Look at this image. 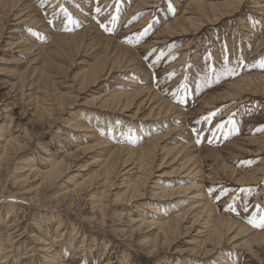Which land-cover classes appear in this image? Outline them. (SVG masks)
Returning <instances> with one entry per match:
<instances>
[{
	"label": "rangeland",
	"instance_id": "1",
	"mask_svg": "<svg viewBox=\"0 0 264 264\" xmlns=\"http://www.w3.org/2000/svg\"><path fill=\"white\" fill-rule=\"evenodd\" d=\"M196 1L231 10L208 21ZM261 59L264 0H0V138L18 145L0 170V264H264V229L248 223L264 215V93L231 95L264 76ZM159 102L172 108L157 118ZM162 136L144 196L121 199L144 173L138 151ZM66 152L59 180L17 181ZM114 156L130 172L111 187L56 197ZM163 186L174 196H152ZM179 216L174 238L156 241L151 223ZM219 217L237 224L216 241Z\"/></svg>",
	"mask_w": 264,
	"mask_h": 264
},
{
	"label": "bare ground",
	"instance_id": "2",
	"mask_svg": "<svg viewBox=\"0 0 264 264\" xmlns=\"http://www.w3.org/2000/svg\"><path fill=\"white\" fill-rule=\"evenodd\" d=\"M196 6L199 8V9H203V17L206 19V20H210V19H214V20H219L222 16H224L228 11H230L231 10V6H230V4H223L222 6H218L217 4H206V3H204V2H197L196 1ZM233 6V5H232ZM206 9H208V10H211V13H212V15L211 16H209L208 14H206V13H204L205 12V10ZM201 11V10H200ZM24 16H25V14H24ZM21 17H23V16H21ZM196 22V21H195ZM195 22H192V21H190L189 22V25H190V28H196V27H198V26H203L204 25V20L203 21H200V22H198V23H195ZM212 22V21H211ZM187 27V26H186ZM188 29L189 28H185V29H177V32H178V30H180V31H184V32H187L188 31ZM182 50V49H181ZM183 61V60H182ZM104 69H105V67L104 68H102L100 71H104ZM96 70V69H95ZM93 72V71H92ZM95 73H93V74H97V71H94ZM99 74V73H98ZM254 77V76H253ZM256 77V76H255ZM259 79V78H258ZM242 80V79H241ZM256 81H257V83H256ZM255 81V79H253L252 77H250V76H247V77H245L242 81H238L237 83H236V85H235V89H233L234 91H232L233 93H235L236 92V94H231V95H238L239 93L240 94H243L244 92H246V93H248V92H251V91H254V89H255V91L257 92H262V93H264V76H262V77H260V80H256ZM258 84V85H257ZM232 85V84H231ZM230 91V90H229ZM143 91H141V93H142ZM48 93V92H47ZM141 93L139 92V93H136V94H133V95H135V97L136 98H138L139 97V95H141ZM148 92H146L145 94H143V97L147 94ZM122 94H124V93H117V92H114V93H110V95H108L107 97H108V99H105V101L108 103V102H117V98H121V97H116V98H114V99H112L111 100V98L113 97V96H116V95H118V96H121ZM245 95V94H244ZM138 96V97H137ZM148 97V96H147ZM121 100V99H120ZM134 100V99H133ZM152 100V99H151ZM150 100V101H151ZM155 100V99H154ZM132 101V100H131ZM141 101V100H140ZM143 102V101H142ZM151 102H153L154 103V101L152 100ZM107 103H105V104H107ZM160 103V102H159ZM167 103V102H166ZM109 104V103H108ZM117 104H119V102H117ZM125 104V103H124ZM104 105V104H103ZM126 105V107H127V103L125 104ZM124 106V105H123ZM152 106V105H151ZM153 107V106H152ZM158 107H159V112H158V114H157V118H158V116H159V114H161L162 113V111H163V113L164 112H168L169 110H170V108H172V106H170L169 104L167 105V104H165V105H162V103H160L159 105H158ZM124 108H125V106H124ZM53 109V108H52ZM154 109H155V107H154ZM6 110V109H5ZM164 110H166V111H164ZM39 112V111H38ZM173 113V112H172ZM36 119V118H35ZM165 136V135H164ZM164 136H162V137H158V138H156V139H154L153 141H151V144H148V146H149V149H144V150H141V151H138L139 152V155H141V158H140V162H141V160H142V162H141V165H140V168L144 171V173L142 174V176L140 177V176H138V177H140L136 182H131V183H129L130 182V180H129V182L127 181V180H125L124 181V192H123V194H122V196H120L119 195V197L122 199V197L124 196V195H126L127 197H129V200H132V199H134L135 200V198H141V197H143L144 196V188L146 187V184H148L147 182H145L144 180H149V176L151 175V173H152V171L154 170L153 168V165H152V163H154V161H153V159L155 158V156H157V148H158V144L160 143L159 141H161V140H163L165 137ZM2 140H4L3 138H0V170H2V165L3 164H5V163H8L11 159H12V155L14 154V151H15V149H16V147L18 146L14 141H12V140H4V141H2ZM101 142V146H103L104 145V142L103 141H100ZM99 142V143H100ZM98 144V143H97ZM152 145V148L150 147ZM94 147H97L96 145L94 146ZM177 147V146H176ZM122 148V147H121ZM185 148V147H184ZM9 149L11 150V151H9ZM78 149V148H77ZM170 149H172V148H170ZM170 149H168L169 151H170ZM183 149V148H182ZM187 149V148H186ZM84 150H85V148H84ZM83 150V151H84ZM87 150V149H86ZM120 150V149H119ZM118 150V151H119ZM168 150H167V152H168ZM185 150V149H184ZM127 151H128V153H127V155H128V157L127 158H129V157H131V156H133L134 154H135V152H136V150H134L133 151V149H131V148H127ZM174 151H176V149L174 150L173 149V152ZM180 151V150H179ZM183 151V150H182ZM189 151V150H188ZM64 152V151H63ZM69 152H71V151H69ZM77 152V151H76ZM85 153H86V151H84ZM114 152V151H113ZM138 152H137V154H138ZM185 152V151H184ZM182 153V152H181ZM64 154H66V156L62 159V160H59L60 162L58 163V164H51L52 165V167L50 168L49 167V169L46 171V173H45V171L42 173H40V172H38L37 171V169H34V167L35 166H30V167H28L29 165H32V164H29L28 166H27V170H25V172H26V175H25V177H23L22 179H18L17 181H19L20 183H22V182H27V180H28V178L29 177H37V176H40L41 177V179L43 180V182L44 183H50V184H52L53 182H55V181H57V180H59L60 178H62L63 176H64V174H66V172H67V170H69V166H67L68 167V169H67V167H66V165L67 164H70L69 162H71V160H73V159H75L76 157H74V153H72V154H67V152L66 153H64ZM77 154V153H76ZM83 154V153H82ZM116 154H119V153H116ZM125 154V153H124ZM172 154V153H171ZM168 155H170V152L168 153ZM168 155H166L165 157H167ZM182 155V154H181ZM77 156V159H78V156L79 155H76ZM112 156V155H111ZM175 156V155H174ZM179 156V155H178ZM111 159H105V163L103 162V163H101V165H102V167H101V169L99 170H97V171H95L94 172V174H92V175H88V177H86L85 179H83L82 180V182L80 181L79 183H78V181L76 182L75 181V177H73V178H70V179H72L71 180V182H68V183H71V184H73V186H72V188H67L68 186H66V187H64V192H60L61 194H57L56 195V197L58 198V197H60V198H62L63 197V199H64V197H65V195L64 194H66V197L67 196H69V197H71L70 195H73L74 197L73 198H77L78 196H79V194H81L85 189H89L88 187L89 186H91L92 185V182H95V180H96V183L98 184V183H102L103 185H105L106 184V186H107V188H109V187H111L112 185H113V180L118 176V174H120V173H122L121 171H125V172H123V174H128L129 172H130V169H128V171H127V169H124V165H126L125 163H126V160L125 161H123V163H122V165L121 166H123V170L121 169V171H119L118 169V163H121L120 162V159L122 158V155H121V157H119L120 159H119V162H118V160L115 158V156L114 157H110ZM187 158H188V156H187ZM65 159V160H64ZM134 159V158H133ZM155 160V159H154ZM173 160V159H172ZM57 161V160H56ZM94 163V162H93ZM137 164H139V161H138V163ZM189 164V163H188ZM193 164H195V163H193ZM120 165V164H119ZM100 166V165H99ZM183 166H185V165H183ZM192 166H194V165H192ZM191 166V167H192ZM26 167V166H25ZM74 167V166H73ZM129 167V166H128ZM127 167V168H128ZM187 167V166H186ZM195 167H196V165H195ZM36 168V167H35ZM99 168V167H98ZM39 169V168H38ZM132 169V168H131ZM189 169V168H188ZM188 169H186L185 171H188V174H189V172H191V171H189ZM193 169V168H192ZM66 170V171H65ZM180 170V169H179ZM116 171V172H115ZM132 171V170H131ZM195 171V170H194ZM196 171H198V170H196ZM141 172V171H140ZM196 173V172H195ZM125 174V175H126ZM145 174H147V177H146V175ZM191 174V173H190ZM122 176V175H121ZM187 176V175H186ZM38 179H39V177H38ZM132 181V180H131ZM128 182V183H127ZM27 184V183H26ZM95 185V184H94ZM121 185V184H120ZM100 186H98V188H99ZM103 187V186H102ZM148 187V186H147ZM197 187V186H196ZM195 187V188H196ZM33 188V187H32ZM95 188V187H94ZM97 188V187H96ZM104 188V187H103ZM102 188V190H104ZM178 188V187H177ZM176 188V189H177ZM156 190L152 193V196H154V197H157V198H163V197H168V196H174V194H175V189H169L168 187H159V188H155ZM179 189V188H178ZM189 189H190V187H188V188H186L185 187V193L186 192H189ZM197 189V188H196ZM40 190V189H39ZM106 190V189H105ZM198 190V189H197ZM32 191V190H31ZM33 191H35V190H33ZM88 191H90V190H88ZM179 191V190H178ZM180 191H183V190H181V188H180ZM104 192V191H103ZM105 192H107V191H105ZM104 192V193H105ZM88 193V192H87ZM92 193V192H91ZM103 193V194H104ZM202 193V192H201ZM196 194V193H195ZM200 194H197V195H194V197H197V198H199L200 196H199ZM202 195V194H201ZM93 196V195H92ZM97 196V195H96ZM115 196V195H114ZM68 197V198H69ZM153 197V198H154ZM202 197V196H201ZM33 198V197H32ZM56 198V199H57ZM96 198V197H95ZM101 198V197H100ZM103 198V197H102ZM203 198V197H202ZM66 199V198H65ZM72 199V198H71ZM117 199H119L118 197H117ZM93 200H95L94 199V197H93ZM31 201V200H30ZM72 201V200H71ZM119 201V200H118ZM128 201V200H127ZM117 202V201H116ZM130 202V201H129ZM56 204H57V206L59 207V205L61 204V203H59L58 201H56ZM70 205V204H69ZM103 207V206H102ZM206 208H207V206H203L201 209L202 210H206ZM10 209V208H9ZM153 209V208H152ZM192 209V208H191ZM211 209V208H210ZM64 210V209H63ZM12 211V210H11ZM158 211V210H157ZM154 212V211H153ZM160 212V211H159ZM201 212H203V211H201ZM207 212V211H206ZM103 213V212H102ZM197 213V212H196ZM205 213V212H204ZM202 215V214H201ZM204 216V215H203ZM208 216V215H207ZM8 217H9V215H8ZM180 217V216H179ZM97 218V217H96ZM198 215H197V217H195L194 219V221L196 222V220H197V222H198ZM202 218V217H201ZM213 218V217H212ZM60 219V218H59ZM94 219V218H93ZM161 219V218H160ZM183 219H184V216H181L180 217V219H179V223L177 224V223H173V225L171 226V227H166V225H167V223H163L161 220H159V221H157L156 220V222H152L151 224L154 226V227H152V228H150L149 230L150 231H152L153 229H158V231H155V233L153 232V234H154V237H156L155 239H156V241L157 240H161L160 241V243L161 242H167V241H170L171 239H173L174 238V236L178 233V231H179V228H180V226H181V224L183 223L182 221H183ZM132 220V219H131ZM131 220H129L128 222L129 223H131V222H133V221H131ZM215 219H212V221L211 220H209L208 222L209 223H211V222H213ZM135 221V220H134ZM148 221V220H147ZM146 220L144 221L143 220V222L141 221V223H143V224H140V226L139 227H137V229L138 230H141L142 228H147V227H149L148 226V224H146V222H147ZM176 221V220H175ZM16 222V221H15ZM18 222V221H17ZM126 222V221H125ZM169 222H171V220L169 221ZM173 222H174V220H173ZM194 222V223H195ZM216 222V221H215ZM135 223V222H134ZM214 223V222H213ZM213 223H211V225L213 224ZM171 224V223H170ZM197 224V223H196ZM206 224V223H205ZM221 229H219L218 228V226H216V228H218V229H214V231H213V234H212V239H214V240H218L219 238H222V233L224 232V227H227V226H230V229H231V231H232V228L237 224V223H235V222H233V221H231V220H228L227 218H222V217H219L218 218V220H217V223H216ZM137 225V224H136ZM150 225V224H149ZM207 225V224H206ZM223 225H225V226H223ZM133 226V225H132ZM151 226V225H150ZM12 227V226H11ZM15 227V226H14ZM50 227V226H49ZM182 227V226H181ZM213 228V227H212ZM212 228H211V230H212ZM49 229V228H48ZM208 229H209V227H208ZM243 230V229H242ZM135 231H136V229H135ZM227 231V230H226ZM241 231V230H240ZM220 232H221V234H220ZM231 233V232H230ZM210 234V233H209ZM64 235V234H63ZM194 235V234H193ZM205 235H207V234H205ZM224 235H225V233H224ZM8 237H10V235L8 236ZM153 237V238H154ZM11 238V237H10ZM63 239V238H62ZM70 239V238H69ZM8 240H9V238H8ZM208 240V239H207ZM54 241V240H53ZM73 241V240H72ZM71 241V242H72ZM148 241V240H147ZM146 241V242H147ZM151 241V240H150ZM211 241V240H210ZM172 242V241H171ZM70 243V242H69ZM79 243H80V241H79ZM72 244V243H71ZM76 245H74V247H75ZM44 247H46V246H44ZM4 248V247H3ZM74 250V249H73ZM78 250V249H77ZM43 251V250H42ZM7 252V251H6ZM45 252V251H44ZM2 253H4V252H2ZM76 253V252H75ZM0 255H1V253H0ZM51 255V254H50ZM47 259V258H46ZM51 260V259H50Z\"/></svg>",
	"mask_w": 264,
	"mask_h": 264
},
{
	"label": "snow or ice",
	"instance_id": "3",
	"mask_svg": "<svg viewBox=\"0 0 264 264\" xmlns=\"http://www.w3.org/2000/svg\"><path fill=\"white\" fill-rule=\"evenodd\" d=\"M96 12H97V13H100V12H101V8L97 7V8H96ZM101 26L103 27V25H101ZM147 31H148V30L145 29V31H144V34H145V35L147 34ZM173 59H175V57H173ZM258 66L261 67V68H264V59H261V60H260ZM232 71H233V70H229V74H231ZM217 81H219V77H217ZM228 122L231 123V124H233V128H235V124H234V122H233L231 119H229ZM261 130L264 131V129H261ZM198 142H199V141H198ZM247 163H251V162L249 161V162H247ZM212 191H214V190H213V189H209V193H210V194H211ZM229 208H230V210L235 211L234 206H231V205H230ZM262 211H264V210H262ZM248 223H249L250 225H252L253 227L260 228V229H264V215H261V216L259 217V219H257L256 216H253L251 219H249Z\"/></svg>",
	"mask_w": 264,
	"mask_h": 264
}]
</instances>
